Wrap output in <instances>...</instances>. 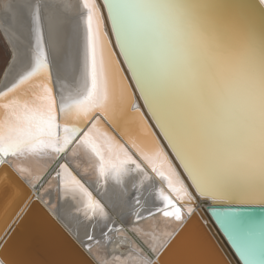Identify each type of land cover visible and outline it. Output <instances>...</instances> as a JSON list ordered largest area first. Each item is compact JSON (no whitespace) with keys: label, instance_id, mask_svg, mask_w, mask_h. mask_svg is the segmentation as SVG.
<instances>
[{"label":"snow or ice","instance_id":"obj_1","mask_svg":"<svg viewBox=\"0 0 264 264\" xmlns=\"http://www.w3.org/2000/svg\"><path fill=\"white\" fill-rule=\"evenodd\" d=\"M103 4L117 47L124 49L136 73L142 98L195 187L217 197L264 203V27L257 41L230 15L216 14L212 9L217 6L201 0H103ZM82 9L83 91L62 97L58 104L40 6L33 5V64L0 92V155L46 150L60 154L75 143L95 156L98 177L105 184L112 180L123 187L137 174L151 179L146 164L181 201H192L143 119L139 121L143 135L129 137L135 155L103 127V120L119 126L133 114L130 108L140 116V109L126 95L122 80L118 86L121 70L100 5L97 0H82ZM89 121L91 126L84 131L79 125ZM59 167L71 177L64 181L65 190L78 191L86 198V209L93 215L99 209L107 217L105 206L69 165ZM156 196L164 209H170H157L164 217L183 219L182 208L163 189Z\"/></svg>","mask_w":264,"mask_h":264},{"label":"bare ground","instance_id":"obj_2","mask_svg":"<svg viewBox=\"0 0 264 264\" xmlns=\"http://www.w3.org/2000/svg\"><path fill=\"white\" fill-rule=\"evenodd\" d=\"M37 3L40 6L41 27L51 68V86L59 104L62 97H74L83 91L82 52L84 27L81 17L84 13L82 0H0V34L10 53L7 66L1 74L0 92L5 91L15 83L22 74L30 70L33 64V41L35 35L33 5ZM251 33L258 41L257 29L255 31L256 34ZM121 80L122 86L128 90L129 87L122 75V71H120L118 76V86ZM135 95L139 98L140 105L143 107L149 121L145 120L141 112L137 118L135 116L126 117L119 122L121 132L125 135L128 142L130 136L133 138L142 136L143 133L139 121L143 119L145 126L150 129L156 141L168 154L183 184L193 197L192 201L185 200L183 203L189 202L190 204L194 202L193 205L182 207L180 202L177 201L180 200L178 194L172 192L165 181L156 173H153L146 164L144 166L151 179H146L142 175L137 174L127 179L123 187L112 180L105 184L104 180L98 177L96 170L98 161L95 156L83 146L74 144L68 153H62L61 155H63V160L69 165L72 173L77 175L78 179H81L85 186L105 206V211L108 212L107 217H104L97 209L95 215H93L91 209L85 208V197L78 191L65 190L64 181L71 180L68 173H64L60 169L58 170L60 175L54 173L51 177H45L44 182L40 183L42 176L55 161L56 158L54 157L59 154L46 150L32 154L26 153L16 157L10 155L9 158L11 166L19 174L18 176L28 182L34 189H38L40 201L44 202V205L52 214L59 217L65 226L73 232L76 240L88 247L89 253L99 264H149L162 245L169 240L174 231L186 220L185 217L188 216V213L191 214L196 209L202 212L210 204H213V200L224 198L213 196L210 193L205 194L195 187V182L191 179L188 170L183 167L184 161L176 155V149L171 147L170 141L164 135V129L159 127L148 114L138 92L135 91ZM131 97H133L132 94ZM132 100L136 103L134 97ZM136 105L138 104L136 103ZM140 105L138 106L140 107ZM129 112L134 113V110L130 108ZM85 124L79 126L83 127ZM103 127L107 128L125 147L130 148L121 141L104 121ZM131 149H129L130 152L133 150ZM133 154L135 155V152ZM157 166H159V162H157ZM8 170L6 167L1 170L0 182L2 179H7L8 176L10 177V172L12 171ZM165 175H167V172H165ZM4 181L6 182V180ZM141 183L143 186H141ZM13 184L15 189L10 188L8 185V187L2 186L0 188V237L11 223L16 212L19 211L22 205V198L24 197V191H22L19 184L16 181ZM175 186L177 188L180 187L179 184ZM10 189L12 191L11 194ZM158 189H163L164 193L182 208V220L176 221L174 218L164 217L162 211L157 210H165L164 205L161 204L156 196ZM17 194L19 195L17 196ZM14 195L17 196V199L12 202L13 205H10L9 203ZM137 198H139V203L136 202ZM230 200L248 204L261 203L258 199L242 200L234 198ZM8 204L11 207L6 211ZM85 211L88 212V216H91V218L85 215ZM2 213L5 214L2 216ZM203 214L214 234L210 232L211 229L209 231L204 226L199 213H194L175 237V239L180 237V240L188 243H186L188 248L182 255H195V258L198 256L202 264H231L228 257L231 258L234 264H241L242 262L240 259L238 261L236 254L233 252L234 250L228 246V240L223 232L217 229L212 221H208V218L211 220L212 215L210 216L207 212ZM138 217L142 218L138 219ZM222 219L224 220L225 218L222 216ZM26 220L25 229L18 236L12 248L9 250L4 249L5 261L9 264H44L41 260L38 259L39 261H37L31 256L33 253L28 251L27 243L32 236H36V233L47 236L46 232L50 233L45 227L47 223L42 222L45 219L36 211ZM39 225L46 232L40 229L36 230L37 228L35 227ZM255 228L264 231V224L256 225ZM235 236L242 245L233 237L231 240L246 264H264V259L262 258L264 254V236H252L248 232ZM54 241L58 243V241ZM46 244L50 246L47 241L43 240L41 245L43 248H47ZM59 246L63 249L61 245ZM223 248H225L228 257L223 252ZM64 251L67 253V250ZM68 256L73 263L82 264L78 257H74L70 253H68ZM64 263L60 260L56 264ZM155 263L158 264L156 261ZM179 263L181 264V260H179ZM187 264L193 263L189 261Z\"/></svg>","mask_w":264,"mask_h":264},{"label":"water","instance_id":"obj_3","mask_svg":"<svg viewBox=\"0 0 264 264\" xmlns=\"http://www.w3.org/2000/svg\"><path fill=\"white\" fill-rule=\"evenodd\" d=\"M97 2L101 7V12L105 14V28L106 31H108L109 39L112 41L110 47L112 48L114 58L118 61V66L120 67L122 75L124 76L129 87L126 95L131 96L132 94L135 99V102L140 105L139 98L135 95V91L138 92L148 114L151 116L154 122L158 124L156 118L152 115V108L148 106V101L142 98L144 93L140 90L141 86L137 83V76L136 73L133 71L132 65L127 63L128 57L123 55L124 49L117 47L118 38L113 36L112 32L110 31L111 24L107 20V9L104 7L103 0H97ZM201 2L217 6L212 9L216 14L223 15L227 13L231 16L232 20L239 27H242L246 30H250L253 33H255L257 29V35L260 38L262 27H264V3H261V0H201ZM251 11L253 14L251 13ZM254 26L256 27V29ZM136 103H134V105H136ZM131 109L134 110V108ZM139 109L142 115L144 116L145 120L148 122L149 120L145 115L146 113L141 105ZM134 116L135 118H137L134 113L128 115L127 117ZM103 121L104 123H106V125H108L110 129H112V131L121 139V141H123L128 147H130L129 149H131L130 143L127 141L125 135L120 130V125L117 126L116 124H113L108 120ZM90 126L91 121L87 122L82 128L84 129V131H86ZM74 144L71 145L70 148L74 146ZM132 152H134V150H132ZM61 154L62 153H60L58 155L59 158L55 159L52 165L49 166L45 174L42 176V180L40 181V183L44 182L45 177H51L54 173H58V170H60L59 165L65 163V161L63 160V155ZM9 158L10 155H0V159L3 160V163L0 164V171L5 167L9 169L8 171H12L10 172V179L13 182L16 181L19 184L22 191H24V197L22 198V205L19 211L16 212L11 223L6 227L5 232L0 237V263L8 264L4 258V249L6 248L8 242L12 238L13 234L15 233L17 227L20 225L22 220H24L26 217L30 216L33 212L36 211L43 219H45L42 220V222L47 223L45 227L51 234L46 232V230L42 229L41 225L35 227L37 228L36 230L40 229L41 231L46 232L47 236L36 233V236H32V238L27 243L28 251H32L33 255L31 256L34 259H37V261L41 260L44 264H56L57 262H60V260L62 263L65 262L66 264H75L71 261L68 256V253H70L74 257H78L81 260L82 264H99L95 260V258L89 253L88 247L76 240L73 232L65 226V224L59 219V217L52 214V212L44 205V202L40 201L38 189H34L28 182L18 176L19 174H17V172L11 166ZM142 162L143 161H141V163ZM18 195L19 194H17V196ZM177 201L180 202L182 207H185V205L190 206L194 203L191 202L192 204H189V202L183 203V201L181 200ZM212 203L213 204H210V206H208L206 210H203L202 212H207L210 216L212 215L211 220L208 218V221H212L217 227V229L223 232L224 236L228 240V246L230 247V249L234 250L233 252L236 254V258L238 259V261L240 259V261L242 262L241 264H246L239 255L235 244H233L231 238L233 237L237 239L235 235H242V233L245 232H248V234H251L252 236H264V231H260L255 228L256 225L264 224V203L248 204L231 201L228 198L215 199L212 201ZM202 212L199 209H196L192 211L191 214L188 213V216L185 217L186 220L176 231H174L173 235L169 238V240H167L162 245V247L156 253L155 257L150 260L149 264H156L155 261L160 264V261L165 251L167 250L169 245H171V243L174 241L175 237L179 234L186 221H188V219H190L194 213H199V217L204 226L208 230L211 229L209 223L206 221L205 216ZM222 216L225 218L224 220L222 219ZM210 232L214 234L212 229ZM43 240L47 241L50 246L46 244L47 248H43L41 245ZM54 240L58 241V243H56ZM237 241L240 245H242L238 239ZM59 245H61L64 250H67V253ZM223 252L225 254L227 253L225 248H223ZM262 258L264 259V254ZM228 259L231 264H234L233 261H231V258L228 257Z\"/></svg>","mask_w":264,"mask_h":264},{"label":"rangeland","instance_id":"obj_4","mask_svg":"<svg viewBox=\"0 0 264 264\" xmlns=\"http://www.w3.org/2000/svg\"><path fill=\"white\" fill-rule=\"evenodd\" d=\"M9 57H10V53H9V49L7 47V45L5 44L1 34H0V78H1V74L3 72V70L5 69V67L7 66V61H9ZM6 171V170H5ZM1 172V171H0ZM6 180V182L4 181ZM6 183V184H5ZM0 188L3 187H8L10 186V188H14L15 186H13V182L10 179V177L8 176L7 179H2L0 182ZM4 184V185H3ZM10 184V185H9ZM8 185V186H7ZM11 189H10V194H11ZM8 198V197H7ZM16 196L14 195V197L12 198V200L10 201V205H13V201H15ZM8 204V206L6 207V211L10 209V205ZM5 214V213H4ZM2 213V216L4 215ZM1 216V217H2ZM29 217V216H28ZM26 217L24 220H22V222L20 223V226L17 227L15 233L13 234L12 238L10 239V241L8 242L7 246H6V250H9L12 248V246L15 244L16 239L18 238V236L23 232V230L25 229L26 223H27V218ZM24 222V223H23ZM26 222V223H25ZM19 229V230H18ZM203 229V228H202ZM181 236V235H180ZM15 237V239H14ZM180 237H177V239H175V241L170 245V247L167 249V251L165 252V254L163 255L160 264H180L179 260H181V264H187L189 263V261H191L193 264H197V263H201V259L198 258V256L195 258V255H182V253L188 248V243L187 242H183L182 240L179 239ZM14 240V241H11ZM183 242V243H182ZM187 243V244H186ZM11 245V247H10ZM174 251V252H173ZM192 256V257H191ZM170 257V258H169ZM173 257V258H171ZM175 258V259H174ZM178 259V260H177ZM199 259V260H197ZM169 260V261H168ZM172 261V262H171ZM9 264V263H8ZM202 264V263H201Z\"/></svg>","mask_w":264,"mask_h":264}]
</instances>
